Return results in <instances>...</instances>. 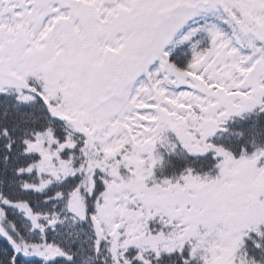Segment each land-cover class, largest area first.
<instances>
[{"label": "snow or ice", "instance_id": "6c2138e0", "mask_svg": "<svg viewBox=\"0 0 264 264\" xmlns=\"http://www.w3.org/2000/svg\"><path fill=\"white\" fill-rule=\"evenodd\" d=\"M0 264H264V0H0Z\"/></svg>", "mask_w": 264, "mask_h": 264}]
</instances>
